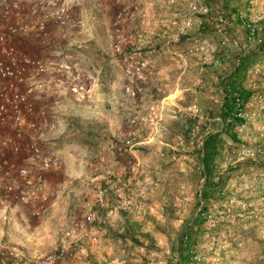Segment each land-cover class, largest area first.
<instances>
[{"label":"rangeland","instance_id":"374dc122","mask_svg":"<svg viewBox=\"0 0 264 264\" xmlns=\"http://www.w3.org/2000/svg\"><path fill=\"white\" fill-rule=\"evenodd\" d=\"M21 1L29 7L36 3L41 9L49 12L56 10L63 2V0ZM146 1L65 0L69 8L70 19L80 23L78 31L69 38L67 44L71 45L55 46L54 49L48 51L51 53L48 55L50 60H47L48 58L44 60L48 63L61 64L62 53L66 51L77 65L71 74L57 70L44 75L52 80L50 89L54 91L55 88H62L67 92L68 99L72 100L74 99L72 95L82 91L83 85H90L92 76H96L101 79L99 88L103 90L102 88L106 86L104 74L108 65L107 70H109V76L113 81L112 89L118 96L124 95L123 63L121 56L115 55L111 48V22L121 6L138 4L142 14L132 16L129 23H131V35L137 30L139 31L140 20L145 18ZM156 1L159 11L160 9L168 11L167 0ZM207 2L211 6V14L205 19L203 29L196 28L188 35L170 43L166 38H169L172 33L164 32L167 29L161 24L160 31H157L159 34L153 37V46L149 49H142V52L147 58H159L162 60V65L156 70L150 67L146 72L144 84L153 72L160 71V76L164 78L161 82L165 85L162 88L164 90L174 89L175 85L172 81L181 71L172 63L175 59H180L179 54L196 43L202 36L219 42L222 36L217 29L216 19L218 16L222 12L229 15L234 14L237 8H247L248 5L247 0H226L224 5H222V0H207ZM169 13L178 15L179 10L172 8ZM168 18L165 15L162 21ZM172 21L177 22V19ZM173 27L175 25H172ZM52 29L54 30L55 27ZM81 36H83L81 43H73V40ZM144 37L138 40L147 41ZM227 37L229 39L228 46L222 50L221 54L225 59L232 62L238 59L240 53L235 42L242 48L245 55L254 51L255 46L248 40L247 32L239 20L233 21L232 25L228 27ZM155 39L160 40L155 41ZM167 41L170 44H167ZM27 44L28 47L21 39L18 43L29 52V42ZM255 55L253 57L257 59L253 60L252 57L251 62L261 65L263 75L254 82V87L264 92V53L258 57ZM184 59L192 63L191 72L186 73L188 76L184 75L180 82L184 85H191L192 91L189 92L188 97L181 99V102H184L183 105H174V108L162 112L164 119L156 124L157 127L147 122L145 125L133 128L129 123L130 118L138 112H143L146 115L149 107L158 99L157 97L148 99L146 91L145 96L138 100H130L123 96L124 103H127L129 108L124 114L121 115L120 112H117V115L123 117L125 127L123 131H120V137L115 136L113 140L116 143H121L125 139H132L135 143H139L136 147L138 157L136 158L141 165V170L132 186V205L128 208L121 207L118 200L127 197L125 191L122 188L119 191L113 189L112 192L118 196L110 197L106 216H102V213L98 216L99 223L102 222L96 226L100 232L99 243L94 245L85 242L78 243L74 247V253L78 254L68 258L64 264H160V262L163 264H194L191 260L192 252L205 253L201 240L204 227L196 216L203 178L200 157L202 138L206 134H210L211 130L218 128L217 124L220 125L217 118H221L220 112L225 96L224 87L226 83L230 82L228 79L220 82V78L228 74L227 71L206 68L196 57L185 56ZM246 71L243 72L242 78H245ZM89 76H91L90 80ZM41 77L43 76L38 77L37 82L40 83ZM238 80L241 79L238 78ZM38 85L36 83V86ZM75 85L79 87L77 91L73 90ZM86 99L88 100V98ZM60 119L59 124L54 125L50 133L52 138L45 141L49 144L48 149L50 148L46 151L47 154L64 149L66 146L63 145L72 141L76 136L96 140L99 135L105 133V123L97 125L95 122L67 119L64 115H61ZM42 125L43 122H40V128L35 134L50 131L49 128L45 129ZM92 135L94 136L92 137ZM232 145H237L236 140ZM217 146L219 151L215 157L214 165L221 172L224 170L221 155L223 151L229 149L230 144L226 143L223 137H219ZM106 153H109V156L104 155L107 160L92 161V164H97L100 168L98 170L99 179L94 180L95 177L90 178V176L81 179V184L78 186L80 196L76 197L74 206L69 207L65 218L60 220V223L56 224L58 221L54 219L55 224L42 226V238L29 247V253L17 239L2 238L0 245L24 255L30 260L40 259L54 251L58 247L62 230L74 222L82 220L85 204L94 201L95 187L106 180H112L125 165L123 156L119 155L116 149L110 148ZM126 156H128L126 160L129 159L130 155ZM89 163H86L85 166L90 167ZM33 166L36 169L39 168L36 164ZM239 168L264 169V162L245 163L238 166L237 169ZM66 178H72L71 171L66 173ZM74 180L77 179L74 178ZM215 195L211 194L205 200L212 208L215 205ZM3 198L11 203L9 198ZM70 201L72 200L66 202L70 203ZM16 231L21 232L18 229ZM230 233L228 247L221 251L216 262L210 261L208 264H264V233L254 230L251 233H246L238 227L231 229ZM183 234H187L190 240L189 247L184 249L180 246ZM179 256L182 257V262L178 261Z\"/></svg>","mask_w":264,"mask_h":264},{"label":"built area","instance_id":"2783aa9c","mask_svg":"<svg viewBox=\"0 0 264 264\" xmlns=\"http://www.w3.org/2000/svg\"><path fill=\"white\" fill-rule=\"evenodd\" d=\"M224 1L226 0H222V5ZM247 2V8H237L231 15L222 12L218 16L217 29L222 36L219 42L202 36L180 53V58L196 57L206 68L227 71L228 74L220 78L221 83L225 79L229 80L237 72L242 57L245 56L237 42L235 44L240 55L235 62L221 55L222 50L228 46L227 29L235 20L242 23L248 40L255 46L254 50L264 52V0ZM168 4L179 10L178 31L183 36L196 28L203 29L205 19L211 14V6L207 0H168ZM141 14L140 5H123L111 22V48L115 55L122 58L126 80L123 93L130 100L145 96L143 82L151 67L150 58L143 55L138 43V39L147 33L149 22L142 18L140 30L130 34V18ZM29 16L33 20L31 24ZM79 25L78 21L70 19L65 0L52 12L41 9L36 3L29 7L21 0H0V197H7L12 202L25 206L36 204L34 215L37 217L56 198V192L46 186L45 178L53 162L45 157L42 147L29 137L40 128L35 100L36 82L38 77L51 71L62 70L71 74L77 63L66 51L62 53L61 64L33 58L25 48L12 41L21 39L28 47L29 35H33L47 46L61 47L78 31ZM246 70L242 84L248 91L246 97L231 83H226L224 87L225 92L233 99L232 110L225 115L221 112L220 125L212 133L223 137L230 144L229 149L221 155L224 167L221 173L227 172L228 179L218 188L212 208L201 196L206 182L203 175L196 216L204 227L201 240L205 253L192 252L191 260L194 264L216 262L221 251L228 247L231 229L238 227L246 233H251L252 230L264 233V169H237L245 163L264 162V92L254 87V82L260 79L263 71L258 63L248 66ZM78 88L75 85L73 90L77 91ZM160 112L157 106L151 105L147 114L156 117ZM148 115L138 112L129 120L131 127L137 128L147 123ZM235 140L237 145L233 146ZM137 145L139 143L132 139H125L116 147L118 153L130 155L129 160L112 180H106L95 187L94 201L85 204L82 220L62 230L58 247L54 251L40 259L30 260L0 245V264H64L68 258L78 254L74 253V247L78 243L98 244L100 232L95 223L99 211L108 209L113 189L119 191L121 188H130L140 174ZM206 152L204 140L200 152L201 161ZM23 159L39 164L38 172L32 173L29 165L22 163ZM204 167L202 161V174ZM129 206L130 200L122 197L121 207ZM189 242V237L186 236L183 246L189 247ZM177 259L181 262L179 257Z\"/></svg>","mask_w":264,"mask_h":264},{"label":"crops","instance_id":"0c3cea01","mask_svg":"<svg viewBox=\"0 0 264 264\" xmlns=\"http://www.w3.org/2000/svg\"><path fill=\"white\" fill-rule=\"evenodd\" d=\"M169 10H172L170 5L168 6V11H164L162 9L159 11L156 0L146 1V6L144 8V19L149 22V25L147 33L144 37L147 41L139 40L138 42L142 49H149L153 46V37L154 35L159 34L157 31H160L159 28L161 24H163V26L167 29V31L163 30L164 32L172 33L169 38H166V40L170 41V43L177 40L178 38L183 37V35H180L178 31L180 16L176 14L174 15V13L170 14ZM165 15L169 18L162 21ZM175 18L177 19V22L172 21ZM31 23H33V20L29 16V24ZM172 25H175V27L172 28ZM82 40L83 36L77 37L75 40H73V43H81ZM156 40L160 39H155V41ZM168 41L167 44H170ZM12 42L15 45H18L20 40L17 39ZM31 43H34V45H31ZM63 44L71 45L67 44V42ZM50 49H54V46H47L40 39L34 37L33 35H29L30 56L36 59L46 60L48 58L47 60H50L48 57L49 54L51 55V53L48 52ZM150 63L152 69L156 70L157 67L162 65V60L159 58L150 59ZM172 65L181 71L179 75H176L175 79L172 81V83L175 85L174 89L164 90L162 88L165 85L163 82H161L164 78L160 76V71L153 72V74L148 77V81L145 84V90L148 99H150V97L158 98L152 105L157 106L158 110L161 112L158 113L156 117H151L150 115L146 114L148 115L147 122L154 124L156 127V124L164 119V110H170L171 108H174V105H183L184 102H181V99L188 97L189 92L192 91L191 85H184L180 82L183 80L184 75H186L185 77L188 76L186 73L191 72L192 63L188 62L186 59L180 58L175 59ZM107 66L104 74L106 86L102 88L103 90L99 88L101 79L96 76H92L90 85H83V92L80 91L77 94L72 95L74 98L72 100L68 99L66 96L67 92L62 90V88H55L54 91L51 90L50 88L52 84H50V81L52 80H50L51 78H46V75L40 78V83L36 82L37 85L39 84L36 86L37 91L35 94L36 105L38 108V118L41 123L43 122L42 126L45 129L49 128L50 131H44L41 134H34L33 136L29 135V137L38 144L42 145L41 147L45 157L53 162L52 168L46 173L45 178L46 186L56 192V198L47 206L42 215L37 217L34 215L36 204L25 206L14 202L12 203L11 200L10 203L3 197H0V239H17L21 241L20 243H22L24 247L27 248L26 252L29 253V247L33 246L34 242H37L42 238V226L52 223L55 224L56 222L54 219L58 221L56 224L60 223V220L65 218V214L69 207L71 205L74 206L76 197L80 196V189H78V186L81 184V179L89 178V176L90 178L95 177L94 180L99 179L100 173L98 170L100 168L97 166V164H92V161L97 162L99 160H105L107 157H104V155L109 154L106 153V151L110 148L115 149V145L117 143L113 140V137H120V131H123L125 127L123 125V117L117 115V112H120L122 115L128 110L127 108H129L127 103H124L123 96L125 95L118 96V94L112 89L113 81L112 77L109 76L110 72L107 70ZM90 77L91 76H89V80ZM123 78L125 79L124 74ZM86 98H88V100ZM61 115H64L67 119L72 118L82 122H95L97 125L98 123H105V133L99 135L96 140H88L82 136H76L72 139V141L63 145L66 146L64 149L47 154L46 151H48L50 148L48 149L47 146L49 144L45 143V141L49 138H52L50 133L53 130V126L59 124ZM217 120L220 121V117L217 118ZM218 125L219 124H217V127ZM50 126H52V129ZM214 130H211V133ZM207 135L209 134H206L202 138V142L206 140L208 137ZM93 136L94 135H92V137ZM37 139L40 140L38 141ZM88 162H90V167L85 166L86 163L88 164ZM22 163L25 165H28L29 163V167L34 174L38 172L37 169H40H36L33 166L35 162H32L31 160L27 161L23 159ZM36 165H38V167L40 166L39 164ZM69 171L72 173V178L70 179L66 178V173L68 174ZM74 178L77 180H74ZM67 200L72 201L69 203L66 202ZM74 210H76V207H74ZM16 229L21 232H17ZM22 229H24V231H22Z\"/></svg>","mask_w":264,"mask_h":264},{"label":"trees","instance_id":"16d2710c","mask_svg":"<svg viewBox=\"0 0 264 264\" xmlns=\"http://www.w3.org/2000/svg\"><path fill=\"white\" fill-rule=\"evenodd\" d=\"M264 52H260L258 50H254L252 51V53H248L246 54L244 57H242V63L241 66L239 67V69L237 70L236 73H234V75L232 77L229 78V82L231 83V85H233L236 90L238 92L241 93V95H244L245 97L248 95V91L245 90L242 87V84L244 82L245 78H242L243 76V72L248 68V66H250L251 64H253L252 61V57L255 56H259ZM257 59V58H256ZM253 57V60H256ZM238 78H240L241 80H238ZM231 80V81H230ZM232 106H233V99L229 96V94H227L225 92V96H224V101H223V105H222V113L225 114H229L232 110ZM221 113V114H222ZM208 137L205 140V149H206V155L203 158V164H204V173L202 174V176L204 175L206 177V182L205 185L203 187V191H202V198L203 200H207L211 194H216L218 188H220L228 179V174L227 172H224L221 174V172L216 168V166L214 165V160L215 157L219 151V147L217 146V140L219 139V135L210 133L209 135H207ZM121 143H117L115 145V149L118 145H120ZM117 151V150H116ZM118 153V152H117ZM119 155L123 156L125 163H127V161L129 159L126 160V158L128 156H126L125 154H120ZM124 163V162H123ZM216 180V181H215ZM215 181V182H214ZM106 181H104L103 183H105ZM125 191V195L127 196V198L130 200V206L132 205V186L130 188H124ZM117 194L115 192H111L110 197L112 196H116ZM118 196V195H117ZM118 202L121 205V200ZM123 209V208H122ZM127 210V209H125ZM102 213V216H106L107 214V209L105 210H101L99 211V214ZM99 219V218H98ZM100 220H97V222L95 223V227L99 226L102 222L99 223ZM187 236V234H183L182 235V241L180 242V246L184 249L185 247L183 246V241L184 238ZM180 247V248H181ZM179 260L182 262V257L179 256Z\"/></svg>","mask_w":264,"mask_h":264}]
</instances>
